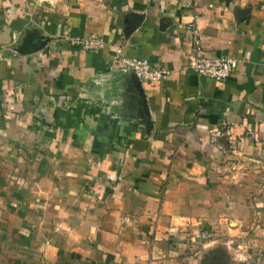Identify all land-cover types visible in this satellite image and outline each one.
<instances>
[{
    "label": "crops",
    "instance_id": "obj_1",
    "mask_svg": "<svg viewBox=\"0 0 264 264\" xmlns=\"http://www.w3.org/2000/svg\"><path fill=\"white\" fill-rule=\"evenodd\" d=\"M191 24L239 60L224 80L178 68ZM117 47L169 76L140 92ZM220 248L263 264L264 0H0V264H228Z\"/></svg>",
    "mask_w": 264,
    "mask_h": 264
},
{
    "label": "built area",
    "instance_id": "obj_2",
    "mask_svg": "<svg viewBox=\"0 0 264 264\" xmlns=\"http://www.w3.org/2000/svg\"><path fill=\"white\" fill-rule=\"evenodd\" d=\"M194 38L195 47L186 66L178 67L188 69L199 77H207L215 80H224L231 75L239 64V60L225 55H207L199 45L198 31L193 25H189ZM72 47L87 51H98L104 47V40L97 35H68L66 38ZM112 71L118 72L130 79L133 75L139 82H157L164 80L170 71L164 67L151 63L146 57L125 56L121 54V48L117 47L115 53L109 58Z\"/></svg>",
    "mask_w": 264,
    "mask_h": 264
},
{
    "label": "rangeland",
    "instance_id": "obj_3",
    "mask_svg": "<svg viewBox=\"0 0 264 264\" xmlns=\"http://www.w3.org/2000/svg\"><path fill=\"white\" fill-rule=\"evenodd\" d=\"M219 247H221V246H219ZM216 253L218 254L216 256L223 258V260H225L228 264H255V261H256V264H258L256 258L250 259L247 257H240V260H235V262H233L232 260H230V256L228 255V252H226V248H220V251H218ZM214 254L215 253H213V255ZM259 254H258V257L260 256ZM261 254L263 256V264H264V252L261 251ZM206 262H207V260H205L204 264H207Z\"/></svg>",
    "mask_w": 264,
    "mask_h": 264
},
{
    "label": "water",
    "instance_id": "obj_4",
    "mask_svg": "<svg viewBox=\"0 0 264 264\" xmlns=\"http://www.w3.org/2000/svg\"><path fill=\"white\" fill-rule=\"evenodd\" d=\"M130 80H131V83H132L133 85H136L137 89H139V91L142 92L141 89H140V82L137 81V80L134 78L133 75L130 76Z\"/></svg>",
    "mask_w": 264,
    "mask_h": 264
}]
</instances>
